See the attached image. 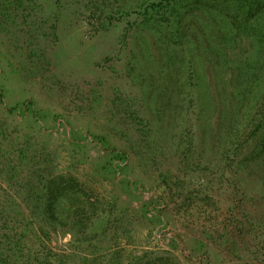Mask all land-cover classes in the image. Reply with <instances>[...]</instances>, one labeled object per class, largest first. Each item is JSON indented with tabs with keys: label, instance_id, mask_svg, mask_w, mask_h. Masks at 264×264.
<instances>
[{
	"label": "rangeland",
	"instance_id": "374dc122",
	"mask_svg": "<svg viewBox=\"0 0 264 264\" xmlns=\"http://www.w3.org/2000/svg\"><path fill=\"white\" fill-rule=\"evenodd\" d=\"M0 264H264V0H0Z\"/></svg>",
	"mask_w": 264,
	"mask_h": 264
}]
</instances>
